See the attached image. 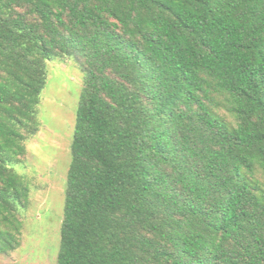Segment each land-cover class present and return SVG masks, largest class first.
<instances>
[{
	"label": "trees",
	"instance_id": "1",
	"mask_svg": "<svg viewBox=\"0 0 264 264\" xmlns=\"http://www.w3.org/2000/svg\"><path fill=\"white\" fill-rule=\"evenodd\" d=\"M71 57L56 264H264V0H0V254L47 64Z\"/></svg>",
	"mask_w": 264,
	"mask_h": 264
},
{
	"label": "rangeland",
	"instance_id": "2",
	"mask_svg": "<svg viewBox=\"0 0 264 264\" xmlns=\"http://www.w3.org/2000/svg\"><path fill=\"white\" fill-rule=\"evenodd\" d=\"M84 73L77 57L47 64L37 107L39 131L26 143L17 171L30 184L22 211L20 246L0 254V264H56L75 115Z\"/></svg>",
	"mask_w": 264,
	"mask_h": 264
}]
</instances>
